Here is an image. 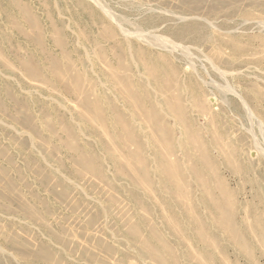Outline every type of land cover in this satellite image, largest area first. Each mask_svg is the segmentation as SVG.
Wrapping results in <instances>:
<instances>
[{"label":"rangeland","instance_id":"obj_1","mask_svg":"<svg viewBox=\"0 0 264 264\" xmlns=\"http://www.w3.org/2000/svg\"><path fill=\"white\" fill-rule=\"evenodd\" d=\"M15 2L26 5L28 18H33L29 20L38 28L30 27ZM52 26L61 30L65 47L52 44ZM38 31L46 46L37 47L21 34L34 35ZM102 32L110 37L98 39L97 44L88 42ZM138 49L142 59L155 69L157 78L148 77L138 65L121 75L134 77L136 83L150 91L159 84L173 88V93L184 87L181 91L188 107L187 118L201 133L200 139L213 161V172L206 171L204 176L212 180L215 198L223 197L219 185L223 184L228 192L224 201L231 204L235 222L231 220L230 224L246 248L224 236L215 224L217 213L207 205L200 207L199 214L206 223L209 241L215 246L203 245L191 236L189 225L179 213L172 212L176 206L161 203L167 198L164 192L147 188L142 196L125 180L115 178L107 161L103 160L106 182L86 173L73 175L75 165L58 140L48 136L41 113L46 112V118L51 119L52 110L59 111L68 123L81 130L83 123L73 117L83 113L82 109L47 79L41 82L26 75L18 63L29 60L44 69L42 55L47 50L65 63L66 58L60 54L64 50L69 54L68 61L73 62L72 74L84 73L83 83L93 80L98 91H104L108 84L102 75L116 66L114 53L121 52L122 61L132 63V59H138L131 52ZM97 50L104 51L107 62L95 56ZM108 95L130 117L123 99ZM190 97L203 101L206 113L191 106ZM0 105V179L2 173L6 174L36 215L35 219L23 218L16 205L13 212L7 213L1 209L0 200V264H48L50 259L54 264H158L140 251L136 239L128 234L129 227L137 225L142 237H147L140 217L158 229L161 240L173 251L168 255L157 242L148 240L158 249L163 264H264V0H0ZM11 105L18 106L22 115L24 112L36 118L38 133L12 122L15 110ZM165 119L174 127L175 142L180 141L172 118L165 115ZM141 122V112L137 111L134 125L143 139V155L152 170L157 160L147 138L153 131L141 128ZM89 125L108 147L121 153L105 128L92 121ZM56 130L60 133L59 125ZM213 134L219 135L224 152L218 151ZM89 137L79 132L78 142L91 143V150L100 155L97 137ZM52 146L55 150L49 156ZM157 149L161 151L160 147ZM176 154L178 157L171 159L175 157L185 167L197 162L195 157L193 162L183 161L180 151ZM103 156L108 159L110 154ZM58 178L64 181L63 188L51 184ZM151 178L159 183L157 176ZM189 181L193 196L201 198V191L192 179ZM51 190L58 195L64 191L65 196L55 197ZM131 195L141 202L133 203ZM170 217L180 223L183 237L178 229L175 234L169 229ZM89 219L94 222L91 220L88 228L85 224ZM14 237L21 240L23 250L37 254L39 259L16 253L10 245ZM41 246H45L44 251H40Z\"/></svg>","mask_w":264,"mask_h":264},{"label":"bare ground","instance_id":"obj_2","mask_svg":"<svg viewBox=\"0 0 264 264\" xmlns=\"http://www.w3.org/2000/svg\"><path fill=\"white\" fill-rule=\"evenodd\" d=\"M15 3L17 8L25 17L27 23L30 24V27L34 29L38 28V25L35 22L33 21L31 22V20H29V18L32 17L30 16L28 18L27 16L28 8L25 7L26 5H23L19 2H15ZM51 30L53 34V41H51L52 44L57 48H59L60 46H64L63 45L64 41L63 38L61 37V30L55 28L54 26H52ZM39 31L41 33V30ZM39 31L37 33L35 32L34 35L24 32H21V34L25 37V39L34 42L38 47L44 45L41 39L43 35L42 36L39 35ZM31 33H34L32 32V29H31ZM109 37L110 36H108V34L102 32L100 33V35H96V37H94L92 41L90 39L88 40V38L86 39L88 40L89 43L97 44L98 39H107ZM45 50L43 49V51ZM139 51L141 50L138 49L135 50L134 52H131L137 55V59H138V61L132 59V63L130 62L125 63L124 61H122L121 52L116 51L114 53L115 60H117L116 66L112 68V71L110 73L108 74L105 73L102 75L103 79L105 80V83L108 84V86L104 91L101 90L98 91L99 89L96 85V82L93 80H91L87 85L83 83V77L85 75L84 73L78 72L76 74H72L73 62L71 61L72 62L71 63L68 61L69 54L64 50H60V54L63 58H66L67 61L65 63H62L56 55H54L53 53H49L50 51L48 52L47 50V53L42 55L43 57L41 63L44 69L38 68L33 62L29 60L25 61L23 59L24 60L23 61L21 59L18 61V63L21 70L26 75L34 78L35 80L38 81L40 80L41 82L47 79L49 83L52 84V86L58 88L63 95L67 96L70 99H74L77 103V106H79L82 109L83 113H79L78 115L75 116V118L73 117V120L81 121L83 123L84 129L81 130L71 125V123H68V121L64 119V116L59 113V111L52 110L53 118L51 119L46 118V112H42L44 110L41 111L42 112L41 120L45 128L47 129L48 136L51 139L56 138L58 140L60 146L63 147L67 152L68 158L71 161V163L75 165L76 169L72 171L73 175L80 176L81 173L83 174L86 173L97 178L101 182H106V177L103 168V160L107 161L112 167L114 177L122 178L123 180H125L127 185L130 188H132V190L136 192H141L142 196H145L144 192L147 188L151 189V191L154 192L156 190L157 192L160 193L164 192L167 195V198L163 199L161 203L165 205L169 203L170 204L173 203L176 206L175 210L176 209L177 210L175 211L174 209H172L174 210L172 212L179 213L178 215L189 225L190 227L189 231H191L190 232L191 236L193 238H197L199 242H201L203 245L210 248V246L214 245L213 243H215L212 241V239H211L212 243L209 241L206 232L208 230H206L205 227L206 223L205 222H204L205 224L203 223V217L201 216V214H199L200 207L207 205L210 207V209H212L217 213V215L215 216V224L221 230L224 236L227 237V239L235 241L241 247L242 246L241 244H243V242L240 243L241 238L239 239L237 238L238 235H236L233 225L230 224L231 220L233 221L234 218L233 216L234 213H232L234 211H232L231 204H229V201H224V197L228 195V192L224 187H222L223 184L222 185L218 184L219 188L222 189L223 191L222 193L223 197L221 196L219 198L218 197L215 198L213 195L215 190L213 188V185H211L212 180L204 176L205 175L204 173L206 171L213 172L214 170L213 161L211 159L206 144H204L202 139H200L199 135H201V133L198 134L197 132L198 129L196 130L192 125V123H190L187 118L188 115L186 114L188 107L185 106L186 103L184 104V102L182 101V91H181L182 89H184V87L181 86L176 88V86L174 85L177 91L175 93V91L173 90L174 91L173 93L171 92L173 88H168L164 86V84L163 85L159 84L156 90L150 91L140 83H136L134 77L132 76L125 77L121 75V73L123 72L132 71L133 65L134 66L138 65L142 68V70H144L145 74L148 75V77L154 79L157 78L155 69L150 67L147 64V62L144 59H142L143 57L140 56ZM95 56L101 62L106 61V59L104 58V51L102 50H97V52H95ZM163 79L164 81H168L167 77H163ZM108 93L111 95L115 94L117 97L123 99V101L125 102L124 108L129 109L131 112L130 117H126L124 115L122 109L123 107L117 106L115 101L112 99V97L108 95ZM19 104L20 103H18L17 105ZM189 104H191V106H193L194 108L201 110L203 113H206L207 111L205 103L203 101L198 100L195 97H190ZM12 107H14L15 110V115H13V117L11 118L12 122H14L17 125L30 128V130H32L33 133H38L39 131V129L37 128L38 121L35 120L36 118L33 119L28 113L24 114V112L22 115V112H19L17 110L19 108L18 106L16 107L12 106ZM137 111L141 112V117H142L141 128H148L153 131L152 132L153 134L147 138V140L150 141L152 147L154 148L153 155L157 160L152 170L151 168H149V165L147 164L148 162L145 156L143 155L144 154L143 153L144 150L142 146L143 139L141 138V135L139 134L137 128L134 125ZM165 115L167 116L169 115L172 118V122L174 123L180 134L181 137L180 141L175 142L173 138L174 127H172L170 123L167 122V120L165 119ZM91 121L97 122L101 127L105 128V130H107L110 133L109 134L111 138L110 140L117 145L121 153L116 154V150H114L111 147H108L102 141L100 136H98V134H96L94 130H91V127L89 125ZM57 125L60 126L61 129L60 133H58L56 130ZM79 132L85 136H90V137L93 136L94 138L97 137L96 138L97 150L100 151V155L98 154V152L96 153L95 151L91 150L90 147L91 143L80 144L78 142ZM213 140L216 142L215 144H217L218 146V151L224 152L222 148L224 145L222 147L220 146L219 141L221 140L218 134L217 135L213 134ZM213 140L211 138V141L214 143ZM131 147H133V149ZM158 147L161 148V151L157 149ZM53 149L54 147L52 146L50 151H48L49 156L53 155V152L55 150ZM177 151L181 152L180 156H182L181 158H183V161L184 159L192 161L195 157L197 164L192 161L194 163V164L192 163L193 165L189 167H185L182 161L176 159L178 157V155L176 154ZM104 153L110 154V157L108 159L104 158L103 156ZM226 154L227 156H229L228 152ZM172 156H175L176 158L174 157V159H171ZM198 164H200V167H198ZM39 175H43V174H39ZM152 175L153 176L155 175L159 178V183L154 182V180L151 178ZM1 178L2 180L1 179L0 180L3 181L4 183V184L2 183V185H4V189H3L4 191L2 190L1 193L0 190V194H1L0 200L2 201L1 209L7 213H11L16 208L19 210V214L23 216V218L33 219L36 216L33 208H31L30 205H27L25 202H23L22 196L15 191L16 189H14L12 180H10V178H8L4 173L1 174ZM46 178H44V180L47 182L48 180H46ZM42 179L43 177L41 178V180ZM189 179H192L193 184L196 185L198 190L201 191L200 194L201 198H196L195 196H193L191 189V182L189 181ZM51 184H53L54 188L55 187L63 188L64 181L58 178L54 180V183L51 182ZM51 194L55 197L59 196L60 194L61 197H63V195L65 196L64 191H61L59 195L58 193H55L53 191L51 192ZM34 196L37 198L36 195ZM40 200L41 199H39L38 201ZM131 200L133 203H136L138 201L139 203L141 202L136 195H131ZM13 205H16L17 207L13 209ZM48 206L49 205L47 204V207ZM104 209L105 208H103V211ZM47 210L48 211L50 210L51 213V209H47ZM48 211H46V213H48ZM39 215H41V213H39ZM41 217L42 216H40V218ZM170 219L172 220V223L171 226H169V229L172 231L173 234H175L176 230L178 229V233H180L181 236L183 237L182 233L179 230L180 223L177 221V219H174L173 217H170ZM91 220L93 221V219ZM91 220L87 224H85L88 226V228L90 225H92ZM140 221L147 228L146 230L148 233L147 237L144 238V235L142 237V234L139 232V228L137 225H131L128 229V234L136 239L135 244L137 242L138 249L140 251L144 252L149 258H151L158 264H163L161 263V259L157 251L158 249L156 250V248L152 244H150L149 241L157 242L159 244V247L168 255H171L173 253L172 249L161 240V237L156 231L158 229H155V227L153 226L150 227L147 220H145L143 217H140ZM45 229H47V227ZM237 230L239 229L237 228ZM53 234L55 235V233ZM185 234H187V232ZM15 237L11 238L10 245H13V248H15L14 251H16V253L24 255V258L29 255L31 257L34 256V258L39 259V257L36 256L37 254L34 255V253L33 254L29 253L27 250H25L26 248L24 249L25 250L24 251L22 248L23 246L20 244L21 240L19 241ZM43 247H42L43 250L40 251L45 250V246ZM241 248L244 249L246 247L242 246ZM48 261L51 262V259ZM52 262L54 264L55 261L53 260Z\"/></svg>","mask_w":264,"mask_h":264}]
</instances>
